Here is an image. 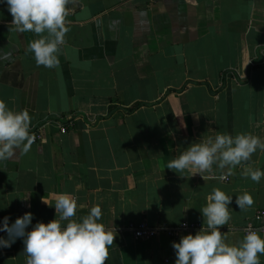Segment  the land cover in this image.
Here are the masks:
<instances>
[{
    "label": "crops",
    "instance_id": "0c3cea01",
    "mask_svg": "<svg viewBox=\"0 0 264 264\" xmlns=\"http://www.w3.org/2000/svg\"><path fill=\"white\" fill-rule=\"evenodd\" d=\"M12 19L0 4V99L45 128L41 144L0 161V222L30 211L33 224L47 223L62 192L77 198V217L99 204L101 222L117 229L106 264H175L172 242L196 231L136 240L130 226L201 227L216 187L233 196L227 242L260 224L264 178L241 173L264 170V151L231 173L166 167L217 132L264 138V0H79L56 68L36 64L27 46L37 35L10 31ZM245 191L254 203L242 211ZM23 250L18 238L0 264H25Z\"/></svg>",
    "mask_w": 264,
    "mask_h": 264
},
{
    "label": "clouds",
    "instance_id": "9594fccd",
    "mask_svg": "<svg viewBox=\"0 0 264 264\" xmlns=\"http://www.w3.org/2000/svg\"><path fill=\"white\" fill-rule=\"evenodd\" d=\"M0 4L6 5L13 18L9 22L10 31H31L37 35L38 38L27 46L36 64L46 68L58 67L61 48L70 31L68 18L79 6V0H0ZM2 50L0 47V52ZM30 128L31 116L27 109L13 110L0 99V161L14 157L17 149L25 154L30 151L35 139ZM258 149L264 151V138L260 136L247 132L235 135L217 132L215 136L190 143L177 157L168 161L166 168L201 175L212 172L215 165L231 173L243 162L250 161ZM241 174L257 183L264 178V170L251 166L244 167ZM232 201L233 196L221 188L212 189L206 205L200 209L204 218L201 228L195 234L182 235L179 241L172 242L175 264H260V256L264 255L261 230L249 225L244 229L245 235L236 242H227L221 231V226L231 219L229 205ZM253 203L254 199L247 191L235 199L242 211ZM54 207L56 217L47 223L37 221L33 224L34 214L30 211L11 224L10 217L5 216L0 222V232L7 235H0V249L10 248L22 238L25 264H106L117 229L101 222V206L95 204L87 214L77 217V198L62 192Z\"/></svg>",
    "mask_w": 264,
    "mask_h": 264
},
{
    "label": "built area",
    "instance_id": "2783aa9c",
    "mask_svg": "<svg viewBox=\"0 0 264 264\" xmlns=\"http://www.w3.org/2000/svg\"><path fill=\"white\" fill-rule=\"evenodd\" d=\"M44 125L38 128H30L31 133L34 135V143L41 144L44 139ZM62 132H67V125H62ZM223 179L228 181L229 178L227 176H223ZM258 221L260 224L256 226H252L255 229L261 230V233H264V210H260L256 214ZM12 222H9L11 224ZM201 227L197 223L184 222L179 226L166 228V227H152L146 222H140L138 224H132L130 226V230L133 232V235L136 240H144L151 239L156 237L160 233H166L170 236H177L181 232H195L199 230ZM248 228V227H247ZM246 229V228H245ZM0 235L6 236V232H0Z\"/></svg>",
    "mask_w": 264,
    "mask_h": 264
}]
</instances>
